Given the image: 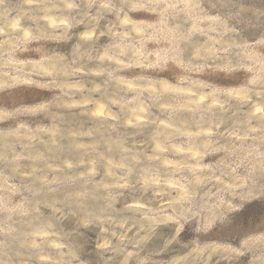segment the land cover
<instances>
[{"label": "rangeland", "instance_id": "374dc122", "mask_svg": "<svg viewBox=\"0 0 264 264\" xmlns=\"http://www.w3.org/2000/svg\"><path fill=\"white\" fill-rule=\"evenodd\" d=\"M0 264H264V0H0Z\"/></svg>", "mask_w": 264, "mask_h": 264}]
</instances>
